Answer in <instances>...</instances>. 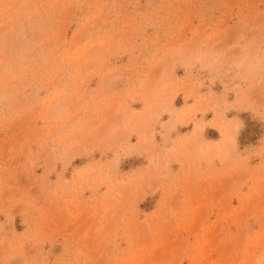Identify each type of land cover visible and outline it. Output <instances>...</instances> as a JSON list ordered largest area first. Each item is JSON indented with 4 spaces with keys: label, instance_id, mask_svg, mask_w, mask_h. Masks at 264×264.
Returning <instances> with one entry per match:
<instances>
[{
    "label": "rangeland",
    "instance_id": "obj_1",
    "mask_svg": "<svg viewBox=\"0 0 264 264\" xmlns=\"http://www.w3.org/2000/svg\"><path fill=\"white\" fill-rule=\"evenodd\" d=\"M0 264H264V0H0Z\"/></svg>",
    "mask_w": 264,
    "mask_h": 264
}]
</instances>
